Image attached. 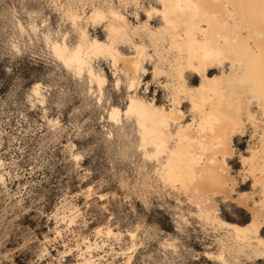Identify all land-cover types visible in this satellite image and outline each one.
<instances>
[{"label": "rangeland", "instance_id": "374dc122", "mask_svg": "<svg viewBox=\"0 0 264 264\" xmlns=\"http://www.w3.org/2000/svg\"><path fill=\"white\" fill-rule=\"evenodd\" d=\"M164 9V0H0V264H264V228L237 232L254 209L264 218V114L228 80L230 61L188 68ZM95 40L126 57L144 48L136 79L122 60L88 55ZM79 48L82 66L68 62ZM202 96L225 109L241 102L230 194L199 197L167 177L177 140L158 152L127 113L132 100L175 109L169 131L194 132Z\"/></svg>", "mask_w": 264, "mask_h": 264}, {"label": "bare ground", "instance_id": "6f19581e", "mask_svg": "<svg viewBox=\"0 0 264 264\" xmlns=\"http://www.w3.org/2000/svg\"><path fill=\"white\" fill-rule=\"evenodd\" d=\"M164 1L163 15L168 30L172 31V48L187 59L188 68L200 72L214 61H230L237 71L228 80L243 94L249 93L252 99H256L264 114V0ZM202 24H206L207 28H202ZM180 26L184 27L183 34L176 32ZM111 43L108 45L95 40L87 47V53L94 56L109 55L115 61L122 60L136 79L146 55L144 48L138 49L136 56L126 57L114 48V41ZM82 53L79 48L68 62L82 66L85 63ZM194 61L199 64L195 65ZM211 86L216 85L213 83ZM201 104L200 121L195 131L189 125L176 135L169 131L170 121L180 118L175 109L167 113L163 108L150 107L143 101L132 100L127 113L137 114L143 129L144 143L155 146L158 152L165 150L171 139L177 140L167 164V177L178 178L186 187L192 185L199 197L206 196L207 192H228V188L230 194L226 164L233 155V134L237 126H242L239 117L241 102L233 103L230 100L232 105L225 109L221 100L214 103L207 96H202ZM206 104L220 106L211 105L208 109ZM256 182L259 180L256 179ZM235 185L233 183V187ZM240 202L247 206L244 199ZM263 228L264 218L254 209L249 229H237V232L258 235ZM259 242L264 246L262 239Z\"/></svg>", "mask_w": 264, "mask_h": 264}]
</instances>
